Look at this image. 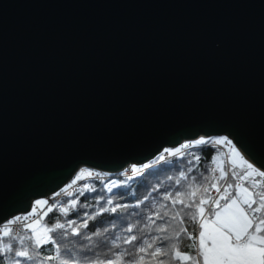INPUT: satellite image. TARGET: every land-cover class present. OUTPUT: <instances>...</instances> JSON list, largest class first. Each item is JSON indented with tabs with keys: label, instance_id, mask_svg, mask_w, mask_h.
I'll return each mask as SVG.
<instances>
[{
	"label": "water",
	"instance_id": "1",
	"mask_svg": "<svg viewBox=\"0 0 264 264\" xmlns=\"http://www.w3.org/2000/svg\"><path fill=\"white\" fill-rule=\"evenodd\" d=\"M222 135L264 170V0H0V220Z\"/></svg>",
	"mask_w": 264,
	"mask_h": 264
},
{
	"label": "snow or ice",
	"instance_id": "2",
	"mask_svg": "<svg viewBox=\"0 0 264 264\" xmlns=\"http://www.w3.org/2000/svg\"><path fill=\"white\" fill-rule=\"evenodd\" d=\"M224 145L230 146V152L220 154L219 162L213 159L212 167L199 177L189 167L175 181V191L163 193L161 202L145 205L147 211L128 213L133 222L113 217L121 221L119 235L108 228L82 233L89 219L95 218L87 212L88 219L79 224L62 222L59 216L45 222L57 206L37 200L29 213L0 220V264H264V170L249 163L225 137H201L181 148L206 151ZM181 148L165 151L174 156ZM76 206L72 199L58 211L67 216ZM125 207L117 204L101 211L116 213Z\"/></svg>",
	"mask_w": 264,
	"mask_h": 264
},
{
	"label": "trees",
	"instance_id": "3",
	"mask_svg": "<svg viewBox=\"0 0 264 264\" xmlns=\"http://www.w3.org/2000/svg\"><path fill=\"white\" fill-rule=\"evenodd\" d=\"M186 153H195L200 155L201 159L195 161L192 155ZM220 154L222 152L215 147H209L206 151H201L199 148L186 149L182 153L169 156L166 159H161L159 153L143 163V166L138 167L141 169L131 171L128 176L121 173L108 174L105 176V180H101L100 175H97V177H86L78 181V186L71 192L72 195L66 194L62 196L54 204L57 208L53 212L48 213L44 220L48 222L53 217L59 216L62 222L75 220L79 224L83 220L88 219V217L84 216V213L87 212L95 218L89 219V227L81 229L82 233L91 235L94 230L103 231V229L108 228L111 232L119 235L121 221L113 219V217L119 216L128 223L133 222L134 217L128 216V213L139 211L140 209L147 211L145 205L150 206L161 202V197L166 190L175 191V181L180 179L182 171H186L191 167L193 169L192 175L199 177L201 172L212 167V160H217L216 156ZM189 161H192V163L190 164ZM217 161L219 162V160ZM146 165L148 166L147 168L145 167ZM113 184L117 185V187H113ZM84 185L88 187L85 188ZM109 188L112 190L108 191ZM145 197L148 199L145 200ZM72 199L77 200L76 208L70 209L67 216L61 215L58 211L59 207L64 206L65 202H70ZM109 199L113 201L112 204L107 203ZM140 201H144V203L141 204ZM117 204L127 205V207L120 208L116 213L101 211L102 208L111 209ZM138 204L139 208L136 207ZM100 221H103V223L101 224ZM189 231H192L191 226H189ZM72 239L79 240L80 238L73 237ZM93 239L95 240L96 238L94 237ZM82 242L87 243V241ZM187 243L188 241L185 240V244Z\"/></svg>",
	"mask_w": 264,
	"mask_h": 264
},
{
	"label": "rangeland",
	"instance_id": "4",
	"mask_svg": "<svg viewBox=\"0 0 264 264\" xmlns=\"http://www.w3.org/2000/svg\"><path fill=\"white\" fill-rule=\"evenodd\" d=\"M221 137H225V136H219V137H216V138H221ZM216 138H214V139H216ZM225 138H227V137H225ZM227 139H228V138H227ZM228 140H230V139H228ZM190 141H195V140H187V141H184V142H182L180 145H178V146H176V147H167V148H164V149L162 150V152L160 153V157H161V156H164V159H166L167 157L172 156V155H168V152H166L165 150H166V149H167V150H174V149H176V148H181V146H182L183 144L188 143V142H190ZM230 141L232 142V146L235 147L233 141H232V140H230ZM185 150H186V149L181 148V152H180V153H182V152L185 151ZM230 150H231V149H230V146H229V145H224V146H222V148H221L222 153H228V152H230ZM235 150L238 151L236 147H235ZM238 152H239V151H238ZM180 153H178V154H180ZM239 153H240V152H239ZM176 155H177V154H176ZM233 155H235V153H233ZM241 156H242V155H241ZM216 158H217V160H219V161L222 159L220 155H217ZM220 158H221V159H220ZM140 166H143V164H139V165L132 164V165L129 166L128 169H124V170H122V171H120V172H117V173H121V174H123V175H128V174L130 173L129 171H136L137 169H141V168H138V167H140ZM136 167H137V168H136ZM145 167L147 168L148 166L146 165ZM88 172H91V173H92V177H93V176H96V177H97V175H100L101 180H105V176L109 174V173L100 172V171H94V170L92 171V170H90V169H88V168H86V167H80V168L76 171V173L71 177V179H70L66 184H64V185H63V186H62L57 192L52 193V194L49 195V197H47V198H42V197H40V198H36V199H34L31 208L35 205V202H36L37 200H47L49 205H53V204L57 203V202L61 199L62 196H64V195L67 194V192H69V191H74L73 189H75V188L78 186V181H79V180L84 179V178H86V177H89V176H88ZM117 173H114L113 175H115V174H117ZM125 173H126V174H125ZM78 176H80V179H79V180H77V177H78ZM73 181H76V183L73 184ZM70 185H71V187H69ZM57 193H59L60 195H57ZM70 193H71V192H70ZM42 208H43L44 210H46V209H47V205L42 206ZM30 211H31V209H30L28 212L20 213V214H17V215H21V216H22V215H25V214L29 213ZM17 215H15V216H17ZM15 216H14V217H15ZM12 218H13V217H12ZM9 219H11V218H9ZM7 220H8V219H7Z\"/></svg>",
	"mask_w": 264,
	"mask_h": 264
},
{
	"label": "bare ground",
	"instance_id": "5",
	"mask_svg": "<svg viewBox=\"0 0 264 264\" xmlns=\"http://www.w3.org/2000/svg\"><path fill=\"white\" fill-rule=\"evenodd\" d=\"M211 138H213V139H214V138H216V137H215V136H211ZM198 139H199V138H198ZM128 168H129V166H127V167H126V168H124V169H128ZM88 169H89V168H88ZM124 169H123V170H124ZM90 170H91V169H90Z\"/></svg>",
	"mask_w": 264,
	"mask_h": 264
},
{
	"label": "built area",
	"instance_id": "6",
	"mask_svg": "<svg viewBox=\"0 0 264 264\" xmlns=\"http://www.w3.org/2000/svg\"><path fill=\"white\" fill-rule=\"evenodd\" d=\"M222 148V147H221Z\"/></svg>",
	"mask_w": 264,
	"mask_h": 264
}]
</instances>
